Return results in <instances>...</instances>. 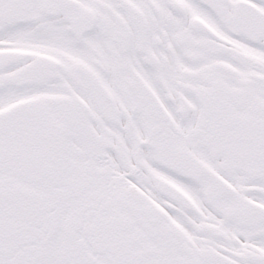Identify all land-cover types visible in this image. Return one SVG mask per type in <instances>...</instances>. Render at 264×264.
Here are the masks:
<instances>
[{"label":"snow or ice","instance_id":"snow-or-ice-1","mask_svg":"<svg viewBox=\"0 0 264 264\" xmlns=\"http://www.w3.org/2000/svg\"><path fill=\"white\" fill-rule=\"evenodd\" d=\"M0 264H264V0H0Z\"/></svg>","mask_w":264,"mask_h":264}]
</instances>
